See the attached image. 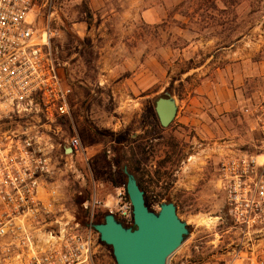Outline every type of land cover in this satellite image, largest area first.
I'll list each match as a JSON object with an SVG mask.
<instances>
[{
	"label": "rangeland",
	"instance_id": "obj_1",
	"mask_svg": "<svg viewBox=\"0 0 264 264\" xmlns=\"http://www.w3.org/2000/svg\"><path fill=\"white\" fill-rule=\"evenodd\" d=\"M44 2L36 23L52 32L84 147L59 160L66 207L84 209L95 187L94 221L116 215L127 164L148 194L168 196L150 208L173 201L189 226L168 264L227 260L237 232L215 170L224 152L260 142L242 108L264 95V0H53L51 11ZM162 94L178 103L167 127L154 110ZM99 264H115L102 242Z\"/></svg>",
	"mask_w": 264,
	"mask_h": 264
},
{
	"label": "built area",
	"instance_id": "obj_2",
	"mask_svg": "<svg viewBox=\"0 0 264 264\" xmlns=\"http://www.w3.org/2000/svg\"><path fill=\"white\" fill-rule=\"evenodd\" d=\"M52 3L44 5L51 11ZM37 6V0H0V264H98L95 187L83 204L84 225L60 193L59 160L66 165L84 147L71 112L73 88L51 48L52 32L36 23ZM242 112L260 142L224 152L216 166V186L237 232L220 264H264V95ZM116 204V216L132 222L128 197Z\"/></svg>",
	"mask_w": 264,
	"mask_h": 264
},
{
	"label": "water",
	"instance_id": "obj_3",
	"mask_svg": "<svg viewBox=\"0 0 264 264\" xmlns=\"http://www.w3.org/2000/svg\"><path fill=\"white\" fill-rule=\"evenodd\" d=\"M177 99L172 94L159 95L154 110L159 124L167 127L177 113ZM125 190L132 206V224L127 225L113 212L92 224L99 240L111 248L115 264H168L170 256L189 233V226L177 214L173 201H162L151 209L145 201L134 173L122 167Z\"/></svg>",
	"mask_w": 264,
	"mask_h": 264
},
{
	"label": "trees",
	"instance_id": "obj_4",
	"mask_svg": "<svg viewBox=\"0 0 264 264\" xmlns=\"http://www.w3.org/2000/svg\"><path fill=\"white\" fill-rule=\"evenodd\" d=\"M136 177V175H135ZM137 179V182L140 186L141 189L144 190V196H145V201H146V204L150 207L151 205H153L154 203L156 202H159L163 199H167L168 196H165L163 194H155V195H152V194H148L146 191V188L142 185V183L138 180V178L136 177ZM75 216H76V219L80 221L81 224H86L88 222V219H89V211L88 209H83V208H78L76 213H75ZM96 216V214L94 213L93 215V222L94 221V217ZM127 225H131L132 222H128L126 223Z\"/></svg>",
	"mask_w": 264,
	"mask_h": 264
},
{
	"label": "bare ground",
	"instance_id": "obj_5",
	"mask_svg": "<svg viewBox=\"0 0 264 264\" xmlns=\"http://www.w3.org/2000/svg\"><path fill=\"white\" fill-rule=\"evenodd\" d=\"M196 220L198 221V222H200V223H210V222H212V220L213 219H215V218H213V217H205V216H196Z\"/></svg>",
	"mask_w": 264,
	"mask_h": 264
},
{
	"label": "flooded vegetation",
	"instance_id": "obj_6",
	"mask_svg": "<svg viewBox=\"0 0 264 264\" xmlns=\"http://www.w3.org/2000/svg\"><path fill=\"white\" fill-rule=\"evenodd\" d=\"M86 163H87V165L90 167V163L88 162V160H86ZM92 165H94V164H92ZM123 172V171H122ZM100 240H99V237H98V240H97V244L99 245L100 244ZM96 260H97V262H98V264H99V247H98V249H97V253H96Z\"/></svg>",
	"mask_w": 264,
	"mask_h": 264
}]
</instances>
